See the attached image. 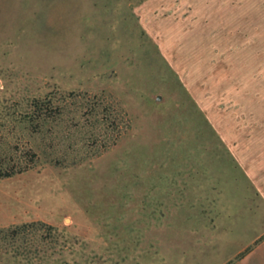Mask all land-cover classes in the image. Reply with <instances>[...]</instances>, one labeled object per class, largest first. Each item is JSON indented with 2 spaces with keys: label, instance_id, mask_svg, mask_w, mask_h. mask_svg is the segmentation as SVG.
Instances as JSON below:
<instances>
[{
  "label": "rangeland",
  "instance_id": "rangeland-1",
  "mask_svg": "<svg viewBox=\"0 0 264 264\" xmlns=\"http://www.w3.org/2000/svg\"><path fill=\"white\" fill-rule=\"evenodd\" d=\"M263 74L264 0H1L0 264L231 259L216 118Z\"/></svg>",
  "mask_w": 264,
  "mask_h": 264
},
{
  "label": "crops",
  "instance_id": "crops-1",
  "mask_svg": "<svg viewBox=\"0 0 264 264\" xmlns=\"http://www.w3.org/2000/svg\"><path fill=\"white\" fill-rule=\"evenodd\" d=\"M255 82L259 81L254 80L246 91L235 93L233 98L236 102H233L229 110L232 121L230 124L224 123L221 118L219 125V119L216 118V128L232 155L237 173L245 182L241 184L235 181V177L231 178L235 186L244 188V194L255 198V201H247L236 209L239 219L235 223L223 222L226 216H230L227 213L232 210V207L224 204L220 208L227 211L224 218L204 222L201 228L210 226L208 230L199 229V244L205 238L203 235L210 236L209 231L212 229L221 228L223 231L230 230L231 233L239 234L241 243L236 254L219 264H264V74L261 89H256ZM223 114H226L225 109L215 112V115ZM244 214L254 219L253 224L244 219ZM251 227H254L252 232ZM177 264H182V261H177Z\"/></svg>",
  "mask_w": 264,
  "mask_h": 264
},
{
  "label": "trees",
  "instance_id": "trees-1",
  "mask_svg": "<svg viewBox=\"0 0 264 264\" xmlns=\"http://www.w3.org/2000/svg\"><path fill=\"white\" fill-rule=\"evenodd\" d=\"M10 173H8V174H5V175H9ZM33 225H35V224H33V223H30V224H23L22 226H20V227H18L16 230H13V231H16L15 233H16V236L17 235H19V233H22V232H26L27 230L29 231L31 228H32V226ZM22 230V231H21ZM21 235V234H20Z\"/></svg>",
  "mask_w": 264,
  "mask_h": 264
},
{
  "label": "water",
  "instance_id": "water-1",
  "mask_svg": "<svg viewBox=\"0 0 264 264\" xmlns=\"http://www.w3.org/2000/svg\"><path fill=\"white\" fill-rule=\"evenodd\" d=\"M160 98V96H158V99Z\"/></svg>",
  "mask_w": 264,
  "mask_h": 264
}]
</instances>
